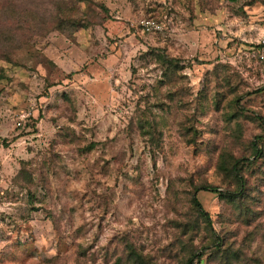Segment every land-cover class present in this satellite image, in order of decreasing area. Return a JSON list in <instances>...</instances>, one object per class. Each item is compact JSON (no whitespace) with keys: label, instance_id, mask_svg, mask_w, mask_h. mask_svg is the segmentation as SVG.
Wrapping results in <instances>:
<instances>
[{"label":"rangeland","instance_id":"obj_1","mask_svg":"<svg viewBox=\"0 0 264 264\" xmlns=\"http://www.w3.org/2000/svg\"><path fill=\"white\" fill-rule=\"evenodd\" d=\"M65 1L0 59V264H183L234 159L193 264H264V0Z\"/></svg>","mask_w":264,"mask_h":264},{"label":"trees","instance_id":"obj_2","mask_svg":"<svg viewBox=\"0 0 264 264\" xmlns=\"http://www.w3.org/2000/svg\"><path fill=\"white\" fill-rule=\"evenodd\" d=\"M66 2L65 0H0V59L10 61L15 51L22 43H27L30 36L46 33L53 28L56 29L63 20L79 23L75 15V7L67 5ZM22 37L27 39H22ZM258 46L264 48V45ZM161 56V60L167 66H177L182 61L178 58L165 56V54ZM261 120L264 122L263 118ZM251 146L254 155L258 157L260 150L257 149L256 143L251 142ZM239 162L240 159H234L229 167L230 173L238 184L234 192L218 190L217 186L212 184L194 188L190 199L193 214L189 222L194 223L201 219L211 230V241L207 246L200 249L193 248L186 256L183 264L200 262L203 255L214 252L220 247L222 239L212 230V219L199 202L197 192L205 190L230 200L238 198L245 187V179L241 175ZM126 250L127 258L132 261V264H149V261L145 260L132 245H128Z\"/></svg>","mask_w":264,"mask_h":264},{"label":"built area","instance_id":"obj_3","mask_svg":"<svg viewBox=\"0 0 264 264\" xmlns=\"http://www.w3.org/2000/svg\"><path fill=\"white\" fill-rule=\"evenodd\" d=\"M147 24H149V22H147ZM263 43H264V41H263Z\"/></svg>","mask_w":264,"mask_h":264}]
</instances>
